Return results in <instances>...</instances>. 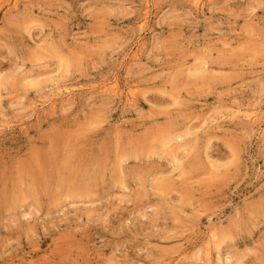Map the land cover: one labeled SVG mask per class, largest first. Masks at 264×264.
Segmentation results:
<instances>
[{"label":"rangeland","instance_id":"rangeland-1","mask_svg":"<svg viewBox=\"0 0 264 264\" xmlns=\"http://www.w3.org/2000/svg\"><path fill=\"white\" fill-rule=\"evenodd\" d=\"M0 264H264V0H0Z\"/></svg>","mask_w":264,"mask_h":264},{"label":"bare ground","instance_id":"bare-ground-1","mask_svg":"<svg viewBox=\"0 0 264 264\" xmlns=\"http://www.w3.org/2000/svg\"><path fill=\"white\" fill-rule=\"evenodd\" d=\"M69 161H70V159H69ZM69 161H68V162H69ZM178 162H179V161H178ZM121 164H122V163H121ZM67 165H69V164L67 163ZM70 165H71V164H70ZM76 165H77V164H76ZM177 165H178V163H177ZM63 167H64V166H62V168H63ZM177 167H178V166H177ZM180 167H182V166H180ZM64 168H66V166H65ZM64 168H63V170L60 169L63 173H64ZM68 168L70 169V167H68ZM103 168H104V167H103ZM178 168H179V167H178ZM69 169H68V170H69ZM105 170H106V168H105ZM61 171H60V172H61ZM66 171H67V169H66ZM66 171H65V172H66ZM70 171H71V170H70ZM74 171H75V170H74ZM68 172H69V171H68ZM72 172H73V171H72ZM89 172H92V171H89ZM99 172H100V171H99ZM74 173H75V172H74ZM65 174H66V173H65ZM65 174H62V176L65 175ZM67 174H68V173H67ZM72 174H73V173H72ZM60 175H61V174H60ZM78 175H79V174H78ZM68 176H69V174H68ZM87 176H89V175H87ZM40 177H41V176H40ZM83 177H84V176H83ZM85 177H86V176H85ZM87 178H88V177H87ZM90 178H91V177H90ZM84 179L86 180V178H84ZM63 180H64V179H63ZM90 180H91V179H90ZM64 181H65V180H64ZM64 181H63V182H64ZM89 182H90V181H89ZM78 184H79V183H78ZM80 185H81V184H80ZM88 185H89V184H88ZM88 185H87V188H88ZM78 187H79V186H78ZM85 187H86V186H85ZM77 190H78V189H77ZM58 196H59V195H58Z\"/></svg>","mask_w":264,"mask_h":264}]
</instances>
